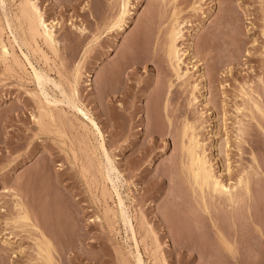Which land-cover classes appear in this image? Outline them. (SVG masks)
Listing matches in <instances>:
<instances>
[{
    "label": "rangeland",
    "instance_id": "obj_1",
    "mask_svg": "<svg viewBox=\"0 0 264 264\" xmlns=\"http://www.w3.org/2000/svg\"><path fill=\"white\" fill-rule=\"evenodd\" d=\"M124 2L5 0L0 5L5 7H0V264H45L38 231L54 243L52 264H136L137 249L145 264H264V175L256 177L253 190L257 225L242 215L241 241L229 249L202 211L181 148L185 126L193 125L224 179L250 164L251 148L264 168V150H259L264 119L256 115L250 122V113L235 112L246 102L243 86L255 84L264 101V0H129L120 27L109 29ZM5 13L15 17L33 53L25 46L22 50V37L14 40ZM175 23L183 29L179 49L182 69L189 70L186 88L174 74L165 77L168 65L161 61ZM233 37L240 58L229 68L224 63ZM22 51H29L33 64L67 92L79 76L80 102L95 118L124 175L122 193L136 240L120 222L98 139L85 125L90 121L60 101V89L52 83L51 102L45 101ZM170 81L173 93L167 89ZM241 120L243 139L236 135ZM16 201L30 221H22L25 210ZM228 223L220 221L227 232L232 230Z\"/></svg>",
    "mask_w": 264,
    "mask_h": 264
},
{
    "label": "bare ground",
    "instance_id": "obj_2",
    "mask_svg": "<svg viewBox=\"0 0 264 264\" xmlns=\"http://www.w3.org/2000/svg\"><path fill=\"white\" fill-rule=\"evenodd\" d=\"M126 2H124L123 4V9L120 13V16L119 18H116L117 20H115V23H113L111 27H109V29H114V28H119L120 27V24L121 22L123 21L124 17L126 16L127 14V8H128V5H129V0H125ZM0 5L2 4L3 6H5V0H0ZM7 2V1H6ZM167 2V1H166ZM164 5V4H163ZM1 7V6H0ZM2 9L5 7H1ZM0 8V9H1ZM8 12V11H7ZM6 12V13H7ZM35 12V11H34ZM6 25L8 26V28L10 29V33H12V36L14 37V40L16 42H19L18 41V38L22 37V43H19L22 44L21 47L25 46L26 49H28L30 52L33 53V49L31 47V45L29 44L28 40L26 39V37L24 36V34L22 33V31L20 30L17 22H16V19L14 16H10V14H6ZM34 15V14H33ZM177 21V20H176ZM33 22V21H32ZM235 22V20H234ZM26 23V22H25ZM47 24H49L47 22ZM233 24V23H232ZM237 24V23H236ZM37 25V24H36ZM53 25V24H52ZM27 26V25H26ZM34 26V25H33ZM49 26V25H48ZM182 24H176L173 25L168 33V38H167V41L164 42V43H167V46L165 44V59H162L161 61L162 62H165L168 67L166 66V68H164L163 72H164V75L165 77H169L171 74H174L173 76H175V80L178 81L181 85V87L185 86V85H188L189 84V80H190V77L188 76V73H189V70H186L184 71L182 69V64L184 63L183 62V59H182V56H181V51L179 49V42L181 41V39H183L184 35H183V29L181 28ZM223 26V25H222ZM219 27V26H217ZM238 26H236L237 28ZM221 28V27H220ZM218 29V28H217ZM222 29V28H221ZM226 29V28H225ZM80 32H84V30L86 29H83V28H79L78 29ZM235 30V29H234ZM233 30V31H234ZM18 32L22 33V36H19L18 37ZM40 33V32H39ZM236 33V32H235ZM231 35V34H230ZM233 35V34H232ZM231 35V36H232ZM236 35V34H235ZM51 36V35H50ZM165 37V35H164ZM235 37V36H234ZM232 38V43L230 45L233 46V50H232V53L228 54L227 55H230L228 56V62L227 63H224L226 65H228V67L230 68L234 63H235V60L239 62V60H237V58L240 56H238L240 53L238 51L239 49V45L237 44L235 38ZM238 37V35H237ZM236 37V38H237ZM32 38V37H31ZM50 38V37H49ZM240 40V39H239ZM229 41V40H228ZM238 41V40H237ZM21 42V41H20ZM99 42V41H98ZM162 43V44H164ZM240 44V43H239ZM229 45V44H228ZM18 46V44H17ZM163 46V45H162ZM5 47V46H4ZM23 47H22V50H23ZM189 48H192V46H189ZM232 48V47H231ZM241 48V47H240ZM25 49V48H24ZM229 49V47H228ZM21 50V49H20ZM58 50V49H57ZM161 50V49H160ZM159 50V51H160ZM188 50V49H187ZM213 50V49H212ZM241 50V49H239ZM27 52V53H30V52ZM164 51V50H163ZM208 51V50H207ZM228 51V50H227ZM22 55L24 56L25 60L28 62V64L30 65V68L32 69V74H33V78L35 80V83H36V86H38L37 88L40 89V94L41 96H44L45 98V101L47 100L48 102H51L50 101V93L51 89H49V85L52 83L56 86V88L60 89V92L63 96V100H60L62 102H65L66 103L68 102V105H70L73 109L81 112L82 114H84V116L87 117V120L90 121V124L91 126L88 124V123H85L86 127L88 128V130H90L93 134V136L95 135L98 139V144H99V151H100V155H99V158L101 156V167H102V171L104 173V177L106 178V180L108 181V183L111 184L112 186V189L116 198L117 199V204H118V211L120 213V222H122L125 226L126 229H128V231L130 230L131 233H132V238L134 240H136V228L134 226V222H133V215H131V211L129 210V205L127 206L126 205V202H125V198L123 196L124 193H122V189L123 187L125 186L126 184V181H125V178H124V175L122 174V171L119 169L117 163H116V160L111 156L107 146H106V143H105V137L103 136V133L101 132V129L98 125V123L95 121V118H93L91 116V113H90V110L88 108V112L87 110L85 111V107L84 105L80 102V99L81 97H79V91H78V85H79V76L75 77V81L73 82V87L72 89L69 91L70 92H67L65 91L64 89H62V87H60L59 85L56 84V82L54 81V79H52L48 73H45L41 70V68H37L33 62L31 61L30 59V55L25 53V52H21ZM237 53V55L235 54ZM86 54V53H85ZM159 55V54H158ZM211 55V54H210ZM3 56V55H2ZM196 56V55H195ZM237 56V58H236ZM238 58V59H239ZM34 59V58H33ZM144 59V57H143ZM146 59V57H145ZM227 59V58H226ZM6 60V59H5ZM212 60V59H211ZM36 61V60H35ZM149 61V60H148ZM151 61V60H150ZM223 61V60H222ZM221 61V62H222ZM136 62V61H135ZM138 63V62H137ZM146 63V62H145ZM219 63V62H217ZM237 63V62H236ZM241 63V62H240ZM128 64V63H127ZM135 64V63H134ZM138 65V64H137ZM140 65V64H139ZM163 66V65H162ZM216 66V65H215ZM147 68V67H146ZM169 68V69H168ZM184 68V66H183ZM186 68V67H185ZM221 68V67H220ZM219 68V69H220ZM43 69V68H42ZM215 69V68H214ZM263 69V68H262ZM216 70V69H215ZM217 71L219 72V70H216L215 73H217ZM117 73V72H116ZM214 74V73H213ZM79 75V74H78ZM236 75V74H235ZM215 76L217 77V75L215 74ZM226 76V75H225ZM163 77V76H162ZM244 77V76H243ZM215 79V77H214ZM250 80V79H249ZM167 81V80H166ZM216 81V80H215ZM59 82V81H58ZM177 82V83H178ZM233 82V81H232ZM253 82V81H252ZM259 82V81H258ZM257 82V83H258ZM214 83V82H213ZM254 83V82H253ZM228 85V84H227ZM252 85V84H251ZM255 84H253L254 86ZM262 85V84H260ZM252 86V87H253ZM167 87V86H166ZM252 87H249L248 89H245V86H243L241 88V96H242V99H243V102L244 101V98H246V102L241 105V106H238L237 103L235 102V104L237 105L236 107V111L237 112V115L238 114H242L243 111H247L249 114V116L251 115L252 117V120L250 122H252L253 120L255 121L256 120V115H259V119H260V116L262 118V120L264 119V101H262V97L260 96V94ZM255 87V86H254ZM260 87V86H259ZM186 88V86H185ZM170 93H173V89H174V83L170 81L169 85H168V88ZM192 89V88H191ZM195 89V87L193 88ZM192 89V90H193ZM50 90V91H49ZM184 90V89H183ZM189 90V89H188ZM218 90V89H217ZM220 90V89H219ZM218 90V92H219ZM238 91V89H236ZM259 90V89H258ZM264 90V89H263ZM39 91V90H38ZM181 91V90H180ZM190 92V91H189ZM156 93V92H155ZM176 93V92H175ZM161 94V93H160ZM159 95L158 100H160L162 102V99H164L162 97V94ZM169 94V93H168ZM184 94V93H183ZM218 94V93H217ZM238 94V93H237ZM56 95V94H55ZM157 95V96H158ZM185 95V94H184ZM236 95V94H235ZM234 95V96H235ZM52 96V95H51ZM168 96V95H167ZM175 96V95H174ZM189 96V95H188ZM54 97V96H53ZM195 97V96H194ZM219 97V96H218ZM57 98V97H56ZM217 98V96H216ZM225 98V97H224ZM233 98V97H232ZM55 99V98H53ZM171 99V98H170ZM192 99V98H191ZM264 99V98H263ZM57 99H55V103L58 102L56 101ZM165 100V99H164ZM163 100V101H164ZM236 100V99H235ZM241 100V98H240ZM46 101V102H47ZM82 101V99H81ZM159 101V102H160ZM167 101V100H166ZM169 101V100H168ZM168 101L166 104H168ZM221 101V100H220ZM234 101V99H233ZM157 102V101H156ZM193 102V100H192ZM195 102V101H194ZM209 102V101H208ZM54 103V102H52ZM170 104V103H169ZM192 104V103H191ZM171 105V104H170ZM164 106V105H163ZM222 106V105H221ZM68 107V106H67ZM160 107V106H159ZM165 107V106H164ZM169 107V106H168ZM221 108V107H220ZM235 108V107H234ZM222 110V109H221ZM234 110V109H233ZM246 112V114H248ZM231 115V113H230ZM243 115V114H242ZM241 116V115H240ZM84 117V118H86ZM199 117V116H198ZM233 117V116H231ZM236 117V116H235ZM243 117V116H242ZM234 118V117H233ZM237 118V117H236ZM258 118V116H257ZM244 119V118H243ZM258 119V120H259ZM236 120V119H235ZM234 120V121H235ZM238 120V119H237ZM261 120V119H260ZM261 120V121H262ZM200 121V120H199ZM246 121V120H245ZM194 122V121H193ZM196 122V121H195ZM255 123V122H254ZM192 124V123H191ZM249 124V123H247ZM246 124V125H247ZM257 124V123H256ZM263 124V123H262ZM251 125V124H250ZM239 127L236 128L238 129L237 132L238 134H236L239 138L243 139V136L246 132V130L244 129V124L241 121H239ZM249 126V125H248ZM256 126V125H255ZM234 127V126H233ZM250 127V126H249ZM197 128V127H196ZM257 128V127H256ZM96 129V130H95ZM184 132L182 133V140H181V137L179 135V139L181 140V148H182V152H183V157L185 156V160L184 164L185 167L188 168V171L186 173H188L190 179L189 181L191 180V184H193L192 186L194 187L195 191L196 192H199V195L201 198H199V202H202V211H205L206 210V214H208V218L207 220H209V224L210 226L212 227V229H214L213 233L216 234V237H218L220 239V242L222 241L227 247L226 248H229V249H232V248H235V247H238L239 243L241 240L239 239V230L240 228H238V223L240 221L239 218L242 219V215L244 216V214L246 215V217L244 216V220L246 218V220H248L251 224V223H254L255 225H257L255 223V214L257 215V212L258 211H255L257 210V207L256 205H254V203H256V201H254L255 198H253V195L255 194V192H253L254 190V184H255V181L258 182V179L256 177H258L259 175L263 174L264 175V168L261 166L260 162H259V159H258V156H257V151L254 150L255 148H251L249 150L250 151V164L247 165L245 168H243L236 176H233V175H229V177L225 178L222 176V174L218 175L216 172H215V168H214V165L212 163V161L209 159L208 155H207V150L205 148V144L204 143H201L199 141V136L197 135L196 133V130L195 127L193 125H186L185 128H184ZM251 130V129H250ZM262 130V129H261ZM180 131V130H179ZM249 131V129H248ZM250 133V132H249ZM160 134V133H159ZM175 135V134H174ZM261 135V134H260ZM250 136V134L248 135ZM254 136V135H252ZM239 138H236V139H239ZM245 138V137H244ZM263 138V137H262ZM176 139V138H175ZM178 139V138H177ZM253 139V138H252ZM96 140V138H95ZM233 140V139H232ZM241 141V140H239ZM244 141V140H243ZM246 141V139H245ZM249 141V140H248ZM254 141V139H253ZM262 141V140H261ZM203 142V141H202ZM236 142H238L236 140ZM247 142V141H246ZM250 142V141H249ZM257 142V141H256ZM178 143V142H177ZM254 143V142H253ZM96 144V145H98ZM234 144V143H233ZM244 144V143H243ZM239 146H241L239 143H238ZM237 144L235 145L238 146ZM246 145V144H245ZM248 145V144H247ZM257 145V144H256ZM260 145V144H259ZM223 146V145H222ZM238 146V147H239ZM264 146V145H263ZM98 147V146H97ZM243 146L239 147L240 149H242ZM253 147V146H252ZM246 148V147H245ZM259 148V146H258ZM263 149L259 148V150L263 151L264 150V147H262ZM244 149V148H243ZM241 150V151H244V150ZM98 151V153H99ZM240 151V152H241ZM256 151V152H255ZM240 154V153H239ZM242 154V153H241ZM249 154V153H248ZM243 155V154H242ZM241 156V155H240ZM262 156V155H261ZM231 159V158H230ZM241 159V158H240ZM181 160V161H182ZM238 160V159H237ZM243 160V159H242ZM245 160V159H244ZM187 161V162H185ZM241 161V160H240ZM239 161V162H240ZM187 163V164H186ZM246 163V162H245ZM262 163V162H261ZM215 164V163H214ZM224 164V163H223ZM237 164V163H236ZM242 164H240L241 166ZM183 166V165H182ZM224 166V165H223ZM239 164H238V167H240ZM184 167V166H183ZM185 167H184V170H185ZM227 167V166H226ZM232 167V165H231ZM237 167V168H238ZM186 168V169H187ZM227 169V168H226ZM240 169V168H238ZM227 171V170H226ZM238 171V170H237ZM221 172V170H220ZM230 172V170H229ZM103 175V174H102ZM187 174H185L186 176ZM262 175V176H263ZM187 177V178H189ZM186 179V178H185ZM257 179V180H255ZM20 180V179H19ZM188 181V183H189ZM256 182V183H257ZM189 183V184H190ZM190 184V187L192 188ZM256 185V184H255ZM12 188V187H11ZM194 189H192V191H194ZM194 191V192H195ZM7 192V191H6ZM20 192V191H18ZM193 192V193H194ZM195 192V193H196ZM21 193V192H20ZM192 193V194H193ZM194 193V195H195ZM20 195V194H19ZM196 195H198L196 193ZM25 198V197H24ZM17 199V197H16ZM128 199V197H127ZM19 200V198H18ZM24 200V199H23ZM130 200V199H129ZM25 201V200H24ZM18 203V201H16ZM26 203V201H25ZM198 204V203H197ZM201 204V203H200ZM15 205V204H14ZM263 205V204H262ZM17 208H19L20 210H25L24 209V205L21 204V202L19 201V203L16 205ZM254 207H256V209H254ZM13 209H15L14 207H12ZM204 208V210H203ZM263 208V207H262ZM17 210V209H16ZM15 210V211H16ZM243 210H244V213H243ZM18 211V210H17ZM242 211L243 214H240ZM246 211V212H245ZM22 212V211H21ZM19 212L20 214L23 213L21 219L22 221H30V214L27 210H25L24 212ZM31 212V211H30ZM263 212V211H262ZM19 213L17 214V216L19 215ZM205 216V215H204ZM225 216V217H224ZM240 216V217H239ZM119 217V216H118ZM224 217L225 219H229L230 220V223H228L230 225V227L232 226V230L231 228H229L228 230H231V231H225L222 227V224H220V221H222V218ZM222 218V219H221ZM221 219V220H220ZM15 220V219H14ZM243 220V219H242ZM241 220V221H242ZM225 221V220H224ZM247 221V222H248ZM258 222H260V220H256ZM16 223V222H15ZM226 224V225H228ZM261 225V223H259ZM258 224V225H259ZM9 225V224H8ZM254 225V226H255ZM259 227L261 228V226H263V224ZM33 227H35L34 224H32ZM258 227V226H256ZM37 228V227H35ZM24 229V228H23ZM39 230V227L37 228ZM259 229V228H258ZM33 230V229H32ZM11 231V230H10ZM127 231V230H126ZM41 232V236L39 237V241H40V238H41V244L40 243H37V245L39 244V249L41 250V255L44 256V259L46 260L45 262L47 264H52L51 261H52V252H53V249H54V243L52 242V240L45 234L43 233V231H38V233ZM263 232V231H262ZM37 234V233H36ZM261 234V233H260ZM15 235V234H14ZM38 238V237H37ZM128 238V237H127ZM138 240V239H137ZM240 240V241H239ZM24 241V240H23ZM38 241V242H39ZM128 241V240H127ZM261 241V240H260ZM221 242V243H222ZM134 243V242H133ZM184 243V242H183ZM198 244V243H197ZM223 244V246H224ZM136 245H137V241H136ZM136 245L134 244L135 246V249H136ZM238 245V246H237ZM193 246V245H192ZM131 247V246H130ZM140 247V246H139ZM138 248V246H137ZM225 248V247H224ZM197 249V248H196ZM55 250V249H54ZM228 250V249H227ZM229 251H232V250H229ZM38 252V251H37ZM130 252V251H129ZM238 250L237 248L235 249L234 253L237 254ZM29 253V252H28ZM55 253V252H53ZM135 253V252H133ZM133 253H130V254H133ZM233 252H231L229 254V256H232V254H234ZM239 253V252H238ZM234 254V255H235ZM239 255V254H238ZM136 256V254H135ZM236 257V255H235ZM238 257V256H237ZM137 263L138 264H145V262L143 261L142 259V256L140 254V252L138 251L137 249ZM229 258V257H228ZM234 258V256H233ZM220 259V258H219ZM235 259V258H234ZM233 259V260H234ZM239 259V258H237ZM236 259V260H237ZM232 260V258H231ZM232 260V261H233ZM230 261V260H229ZM49 262V263H48ZM209 262V261H208ZM241 262V261H240ZM45 263V264H46ZM136 263V264H137ZM230 263V262H229ZM234 263V262H233ZM245 263V262H244ZM207 264V263H206ZM237 264V262H236Z\"/></svg>",
    "mask_w": 264,
    "mask_h": 264
}]
</instances>
